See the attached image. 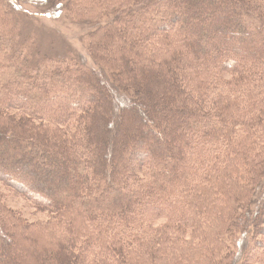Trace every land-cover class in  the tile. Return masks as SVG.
<instances>
[{
    "label": "trees",
    "instance_id": "1",
    "mask_svg": "<svg viewBox=\"0 0 264 264\" xmlns=\"http://www.w3.org/2000/svg\"><path fill=\"white\" fill-rule=\"evenodd\" d=\"M218 1L0 0V185L48 214L0 191V264H264V0ZM29 7L86 53L47 69Z\"/></svg>",
    "mask_w": 264,
    "mask_h": 264
},
{
    "label": "rangeland",
    "instance_id": "2",
    "mask_svg": "<svg viewBox=\"0 0 264 264\" xmlns=\"http://www.w3.org/2000/svg\"><path fill=\"white\" fill-rule=\"evenodd\" d=\"M223 2L224 0L218 1L220 5ZM24 5H22L23 8H28V4ZM29 8H32L34 11H36L37 14L35 15L36 18L32 21L30 20V18L26 19V21L31 25L30 28L34 30V43H37L35 49L33 50L35 52L42 53V56L44 55L45 59L47 60L44 65L49 67L47 69H51L52 67H55L57 65L56 62L55 64H52L53 62L48 60L49 56H54L60 59L62 57H66L69 52L86 53L89 41L88 30L86 29V27H84V25H81L82 22H80L74 15H70V12L65 11V13L61 14V18H55V16H51L49 13L45 12L44 9H41L39 7ZM36 47L39 50H37ZM157 79L161 78L157 77ZM158 90H161V88H159ZM29 94L30 96H33L35 92L31 91V93ZM32 99L33 97H29V100ZM49 102L50 103H48V105L46 103L43 104V106L46 105L51 109L57 110L58 108L63 109L66 105L64 99H60L57 97H52ZM110 111V108L105 107V109H103V111L101 110L100 112L101 115L107 119L112 114ZM161 111L163 112V110ZM135 122L136 121L133 119L131 112H128L125 114V119H123L121 123L122 126H120V128H122L123 131H127L128 133L131 126L137 125V123ZM115 123L113 124L116 128L117 124ZM105 125L106 124H104L103 127L105 131L104 137L107 141L106 144L109 145L111 144V141L113 139L112 136H114L116 131L113 126H109L108 128H106ZM152 140L153 139L151 138L148 141L152 142ZM4 147L5 146H3V148ZM11 152H13V150H11ZM0 191L5 192L6 190L0 185ZM5 193L7 195L5 197V200L7 201L6 203L12 208L20 210L28 219H44L46 218V216H48V214L45 212H38L36 205L30 202L26 197L24 198L23 195L14 193L12 194L7 191ZM124 204L125 202L121 205L123 206Z\"/></svg>",
    "mask_w": 264,
    "mask_h": 264
}]
</instances>
